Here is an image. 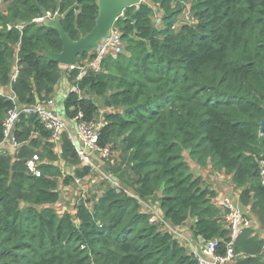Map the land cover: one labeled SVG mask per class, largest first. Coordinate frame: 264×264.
<instances>
[{
    "label": "trees",
    "instance_id": "obj_1",
    "mask_svg": "<svg viewBox=\"0 0 264 264\" xmlns=\"http://www.w3.org/2000/svg\"><path fill=\"white\" fill-rule=\"evenodd\" d=\"M186 2L195 24H179ZM4 5L0 86L11 87L16 100L0 95V146L6 141L7 113L18 105L53 101L66 76L78 90L65 100L67 120L83 114L94 122L100 107L89 95L103 100L109 112L99 145L122 156L120 168L110 166L112 174L129 166L125 177L133 182L134 197L118 178L120 190L108 182L97 200L79 199L75 214H61L55 207L61 200L60 157L74 168L73 176L62 179L65 186L89 178L93 169L68 133L61 136L60 156L53 132L37 116L22 115L14 130L15 151L0 150V264H199L143 211L140 199L158 193L162 216L173 227L193 220V234L217 240V253L226 254L231 238L224 211L216 205L218 194L191 172L185 153L201 168L229 175L241 205L264 230L259 175L264 0H143L115 24L124 52L79 81V69L46 58L60 53L63 44L57 31L35 21L58 13L65 31L78 40L96 24L97 0H4ZM153 6L164 14L160 27ZM93 57L80 56L78 65ZM36 156L40 177L28 167ZM233 249L236 264H264V238L253 229L238 236Z\"/></svg>",
    "mask_w": 264,
    "mask_h": 264
},
{
    "label": "built area",
    "instance_id": "obj_2",
    "mask_svg": "<svg viewBox=\"0 0 264 264\" xmlns=\"http://www.w3.org/2000/svg\"><path fill=\"white\" fill-rule=\"evenodd\" d=\"M3 3L4 0H0V30L3 28L1 23V7L3 6ZM55 18H60L58 13L54 15L47 13L44 18L38 19L35 22L38 24H44L46 21L54 20ZM155 25L160 27V25L157 23H155ZM11 28L12 26L9 25L8 29ZM17 28H21V26L17 25ZM124 49L125 43L123 41L122 32L116 28H113L110 36L100 43L99 48L95 52L91 61L87 60L82 62L81 65H75L65 69H69L70 71L79 69L81 71L80 76L77 78V81H79L89 71H93L95 73L101 72L104 60H106L111 55H120L124 52ZM71 91H78L75 85H73ZM52 104L53 101H50L46 104L37 103L32 106L18 105L16 108L10 110L7 113V117L4 121L6 137L5 142L16 146L14 130L17 122L20 120V117L22 115L27 117L35 115L48 130L53 132V138L60 137L64 133H68L81 160L85 164L90 165L93 170L98 169L96 162L92 160L94 155L98 156L101 161L110 160L112 156L111 148H102L99 145L100 132L103 127L107 125L105 119H102L99 122L95 120L94 122L89 123L84 120L83 114H80L78 117L73 119V121H70L77 128L76 138L78 143H75L71 134V123L63 119L54 110L49 108ZM39 163V158L36 156L31 162H29L28 165L30 173L38 177L41 176V172L38 169ZM259 175L261 183L264 184V160L260 162ZM102 176L112 184L113 178L108 177L103 173ZM82 182V179H76L75 181V183L78 185H81ZM116 188L120 190L119 184L118 186L116 185ZM130 195L134 197V195ZM140 203L143 208L146 207L150 209L152 207V204L147 200L140 199ZM216 205L224 211L226 226L230 231L231 241L229 242L226 254L224 255L217 253V240L207 242L202 237L195 236L193 232H184L179 228L173 227L164 217L160 216L155 218V213H148L152 215V220L160 223L164 231L170 233L175 240H177L185 248H188L191 251V254L197 258L199 264H236L238 256L234 252L233 244L238 236L243 234L246 230L252 228L253 220L247 215V213L241 208L239 204L234 203L233 200L228 197L217 200Z\"/></svg>",
    "mask_w": 264,
    "mask_h": 264
},
{
    "label": "rangeland",
    "instance_id": "obj_3",
    "mask_svg": "<svg viewBox=\"0 0 264 264\" xmlns=\"http://www.w3.org/2000/svg\"><path fill=\"white\" fill-rule=\"evenodd\" d=\"M153 7L155 9L154 22L159 24L160 26H162V21L160 20V17L162 18L164 14L162 11H160L158 6H153ZM182 8H183V11L179 15V18H178L179 24L180 25L181 24H195V17H194V14L192 12L191 2L184 3ZM5 9H6V5H4V3H3V6L1 7V10L3 13H4ZM159 20H160V22H159ZM99 104H100V108L103 109V101L102 100H99ZM57 114L59 116H61L59 113H57ZM99 121H101V120L97 119V122H99ZM185 156H186V159L188 161V164H190L189 166H191L190 167L191 172L193 174H195L196 176H198V174L201 172L200 176L204 179L206 185H208L212 190H214L218 194V200L228 197L231 200H233L234 203L237 202L236 204H238V201H237V196H238L237 190H238V188L235 187V185L232 183V180H231L229 175H227L223 172H218L211 167L201 169L198 166V164L189 157L188 153H185ZM112 160H115V164L118 165L122 161V156L119 155L117 152H115V150H113L110 160L104 161V162H106L107 168H104L103 166H101L99 164V169L95 171V177L93 178L96 180L95 183L90 181V182H86L83 185L81 184L80 186L74 185L72 187V190H70V191H65V192L62 191V194H61V196L63 197L62 207H60L59 209L57 208V210H60L63 212H70V213L74 212L73 203L76 204L77 201L79 199H81V197L83 196V192L85 193L84 196L86 197V199L91 200L95 197L97 199V197L99 196V194L102 191V188L105 187L107 185V183L109 182L103 178L102 173L105 174L106 176L112 178V175H111L112 173L109 174L111 172L110 166H112L111 165ZM62 169L64 170L65 166H63ZM68 172H71V171L68 170ZM98 177H100L101 179H99ZM116 183H118V181H116L115 177H114L113 182H112V186L113 187H116V185L118 186V184H116ZM127 187H128L127 188L128 193L133 194L132 192H134V190L130 189L131 185H127ZM85 197L83 199H85ZM151 208L153 209V211ZM151 208L148 209V208L144 207L143 211L146 213H148V212L155 213V218H158L160 216L163 217L161 211L159 210L158 204L155 201H154V204H152ZM253 220H254V218H253ZM254 222H255V224L253 223V225H255V227H256L255 232H257V234L260 236H264V231H262V229L258 228L259 225L256 223L255 220H254ZM187 224L188 225H186V226H188V228H186V230H189L192 232V229H191L192 223L189 221ZM186 249H187L188 253L191 254L190 250L188 248H186Z\"/></svg>",
    "mask_w": 264,
    "mask_h": 264
},
{
    "label": "water",
    "instance_id": "obj_4",
    "mask_svg": "<svg viewBox=\"0 0 264 264\" xmlns=\"http://www.w3.org/2000/svg\"><path fill=\"white\" fill-rule=\"evenodd\" d=\"M142 2L143 0H97L99 14L96 24L90 33L78 40H73L65 31L60 18L46 21L44 25L57 31L63 44L60 53L49 52L45 55L46 58L60 64L63 68L78 65L80 56L95 54L100 43L110 36L112 29L125 11L138 7ZM260 127L261 132L264 133V120ZM73 132V140L78 143L75 131Z\"/></svg>",
    "mask_w": 264,
    "mask_h": 264
},
{
    "label": "crops",
    "instance_id": "obj_5",
    "mask_svg": "<svg viewBox=\"0 0 264 264\" xmlns=\"http://www.w3.org/2000/svg\"><path fill=\"white\" fill-rule=\"evenodd\" d=\"M17 69V67L15 68V70ZM71 87H73V83L71 82V81H69V79L65 76L62 80H61V82L58 84V86L56 87V90H55V94H54V97H53V104L49 107V108H51L52 110H54L55 112H57V113H59L60 115H61V117L63 118V119H65V120H67V117H66V115H65V108H64V103H65V100H66V98H67V95H69V93L70 92H72L71 91ZM0 93L2 94V95H5V96H7V97H9L10 99H13V100H16V97H15V95H14V93H13V91H12V88L11 87H1L0 86ZM82 94V96L83 95H85V93L84 92H82L81 93ZM89 97L92 99V100H94V101H96V103H97V105L100 107V104H99V100H102V99H99V98H97L96 96H94V95H89ZM103 101V100H102ZM64 110V111H63ZM62 112V113H61ZM109 111H108V109H106V108H104L103 107V109H101L100 108V110H99V112H98V115H97V118L95 119V120H97V119H99V120H102L103 119V117H104V115L106 114V113H108ZM68 121V120H67ZM70 122V121H69ZM71 124H70V129H71V134L73 135V130L75 131V134H76V132H77V128H76V126L72 123V122H70ZM62 136V135H61ZM61 136L60 137H56V138H54L53 139V142L55 143V145H56V148H55V151L61 156V154H62V142H61ZM15 148H16V146H13V145H11L10 143H8V142H5V143H3V145H1L0 146V150H2V151H8V152H10V153H13L14 151H15ZM119 154V153H118ZM92 160L93 161H95L96 162V165L98 166V169H99V164L101 165V166H103L104 168H107V165H106V162H104V161H101L99 158H98V156H96V155H94V158H92ZM186 161H187V159H186ZM47 162V161H46ZM188 162V161H187ZM57 165L61 168V170H62V173H63V176L60 178V179H58V182H59V190H60V193L62 194V191H70V190H72V187L74 186V185H77V186H80V185H78V184H76V183H74L73 185H71V186H65L63 183H62V179L64 178V176H73L74 175V168L73 167H71L70 165H68V164H66V163H64L63 162V160H62V158L60 157V160H59V162L57 163ZM111 165L112 166H114V167H116V168H120V166H119V164L118 165H116L115 164V160H112L111 161ZM190 165V164H189ZM63 166H65V169L63 170L62 169V167ZM191 167V166H190ZM200 167V166H199ZM201 168V167H200ZM207 168H210V166L209 167H207ZM98 169H96V170H98ZM202 169V168H201ZM68 170H70L71 172H68ZM96 170H93V172H92V174H91V176L89 177V178H86L85 180H83V182H82V185L83 184H85L86 182H93V183H95L96 182V180L95 179H93L94 177H95V171ZM130 171H129V166L127 165L126 167H123L122 168V170L118 173L119 175H115V174H111V172L109 173V174H111L112 175V178L114 179V177L115 176H118V177H115V180L116 181H118L119 182V179L118 178H120V181L122 182V183H124V185H132V181L131 180H129V178H126L125 177V175L126 174H128ZM201 173V172H200ZM200 173L198 174V176H200ZM130 175V174H129ZM97 177V176H96ZM99 179H101L100 177H98ZM120 183V182H119ZM121 184V183H120ZM126 185V186H127ZM105 188H106V186L105 187H103L102 188V191H101V193L99 194V196L97 197V199L104 193V190H105ZM128 188V187H127ZM130 189H132V187L130 188ZM133 190V189H132ZM237 192H238V196H237V201H238V204L241 206V208L247 213V215L249 216V217H251V216H253L252 215V213L250 212V209L249 208H244L242 205H241V203H240V190L238 189L237 190ZM85 193L83 192V196L81 197V199H83L85 196ZM160 196V193H158L154 198H150V199H148L147 201H149L151 204H154V201L158 204V207H159V203H158V201H157V199H158V197ZM62 199H63V197L61 196V200H60V202L56 205V208H60V207H62ZM85 199H86V197H85ZM96 199V200H97ZM217 200H218V198H217ZM237 203V202H236ZM75 203H73V206H74V212H71V214H75V205H74ZM159 210L161 211V209H160V207H159ZM61 214L62 213H65V212H63V211H60V210H58ZM70 213V212H69ZM161 213H162V211H161ZM163 214V213H162ZM251 218H253V217H251ZM253 220V219H252ZM190 222L192 223V225L194 224V221L193 220H190ZM188 223V222H187ZM185 224L184 226H182V227H180L179 229L181 230V231H184V232H190L191 233V231H189V230H186V228H188V226H186V225H188V224ZM253 223L255 224V222H254V220H253ZM257 223V222H256ZM191 225V226H192ZM257 226V225H256ZM193 227V226H192ZM191 228V227H190ZM259 229H261L260 228V226L258 227ZM192 229V228H191ZM251 229H253V230H255L256 231V227H255V225H253V227L251 228ZM262 231H264V230H262ZM192 232H193V230H192ZM257 233V232H256ZM262 238H264V236H261ZM198 244V243H197ZM200 247V246H199ZM199 247H197V248H199ZM191 252V251H190Z\"/></svg>",
    "mask_w": 264,
    "mask_h": 264
}]
</instances>
